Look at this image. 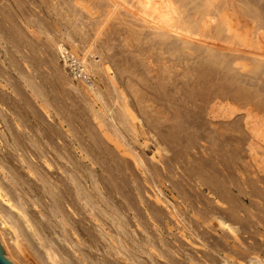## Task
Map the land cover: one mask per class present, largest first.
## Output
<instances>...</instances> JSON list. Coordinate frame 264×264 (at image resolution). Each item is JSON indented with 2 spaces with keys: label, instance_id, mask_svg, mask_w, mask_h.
<instances>
[{
  "label": "bare ground",
  "instance_id": "bare-ground-1",
  "mask_svg": "<svg viewBox=\"0 0 264 264\" xmlns=\"http://www.w3.org/2000/svg\"><path fill=\"white\" fill-rule=\"evenodd\" d=\"M55 5L56 6L54 7L53 11L51 12L54 17L48 23L53 27V29L57 26L56 24H57L58 18L57 19L55 18L57 16L58 17L60 16L62 18L64 17L63 19L67 20L66 26L70 25L71 28L77 29L78 24L76 22L79 20L77 18L80 15L79 13H81L80 16L84 19L87 17L84 14H82V12L85 11L86 13H88L90 15L92 10L95 7H97V8H100L102 10H106V18H108V19L112 18L114 20H117V22L114 20H112V21L114 23L120 22L119 25L122 24V25H125L126 27H128L127 30L124 29L125 31L123 30V32H125L127 34H129V33H131V34L134 33V35L137 34L138 36L136 35V37H139L138 40H140V38H141L142 41H144V42L140 41L139 43H142V45H143V43L147 44L148 50H149V48L152 49V47H153V48H157L160 51L159 52L156 50L159 54L162 51L163 52L161 54L162 56H163V54H164V56L166 54L167 57L166 56L164 57V59L166 58V60L164 62L167 63L168 58H170L171 56H172V58L177 57L176 60L177 59L183 60L185 63H183V61H182V62H180L182 64H179L180 67L181 66L182 67L180 68L177 66L178 68H180L179 71L183 67H185V64H187V66L189 68L190 65H188V64L191 63L192 66L189 68V71H191L192 73L194 72V75H197V76L198 75H204L206 81L202 82V84H201V80L200 79L198 80L196 78H192L193 74L189 75L188 70H187L188 73L185 74V72H183V69H184L183 68L182 71H180V73L182 72L181 74L184 73L185 75L190 76V78L188 76L185 77L186 79L189 78L187 81H185L187 87L189 88V87H192L191 85H194V87L197 86V88H202V87L204 88L205 87L207 90H209V91L211 90L212 91V93H211L212 97L210 100L215 101L216 99H219V102L216 100L217 101L216 103H218L219 108L224 109V115L229 113V115L231 116L232 114H234V112L240 111V110H238V107L240 109V107H242L243 105L246 107L249 106L248 110H246V113L244 114L245 126L247 127V130L249 129L248 132L250 134L249 136L247 135L248 141H250V143L248 144L249 145L248 146L249 151H250V153L257 155V150L259 149L260 153L262 155H264V145H262V144L258 145L257 144V142H256L257 136L254 133L255 132L254 124L256 125L257 123H260V122L264 123V0H58V3ZM35 15H37V14H35ZM47 16H49V15H47ZM12 17L15 19L14 16H12ZM27 17H29V16H27ZM27 17L25 19H27ZM34 17L37 18L36 16H34ZM38 17H40V16H38ZM10 19H11V17H10ZM38 19H41V17L37 18V20L32 19V18H28V20H27L28 22L26 21V23H29L30 27H33L35 29L36 33H38V35L39 34L45 35L46 32H48L49 30L53 33V31L55 29L53 31L51 29H48V26H49V28L51 26L47 24L48 26L46 27L45 21H43V20L41 21ZM58 20H60V19H58ZM89 20H91V19H89ZM42 22H44V23H42ZM59 24H61V22H59ZM97 24H95V25H97ZM101 24H103V23H101ZM98 25H97L96 31L100 30L101 26H102V25H99V26ZM0 27L4 31L5 28H3V26H0ZM64 27L65 26L63 25V28ZM113 27H112V29H113ZM33 28H31V29H33ZM60 28H61V26H60ZM95 28H96V26H95ZM114 28H116V27H114ZM123 28H125V27L123 26ZM110 30L111 29H109V31ZM5 31H7V30H5ZM109 31H107L106 33H108ZM119 31H120V28H119L118 32ZM121 31L118 33V35H120ZM112 32L114 34H116L114 29L112 30ZM123 32L121 33V37H123ZM5 34H7V33H5ZM98 34L99 33H97V35ZM100 34H101V31H100ZM10 36H11V34H10ZM52 36H54V34ZM112 36H114V35H111V37ZM127 36H129V35H127ZM124 37H125V34H124ZM124 37L122 38L123 41H124ZM129 37L131 38V36H129ZM136 37L134 36L133 38H136ZM4 38H6V37H4ZM7 38H6V40L5 39L4 40L7 41ZM19 38H20V36L17 39H19ZM56 38L57 37L55 35V37H53L51 39V41L54 42V46L56 47V49H55L56 56L58 54H61L64 58H68L70 55L65 54L66 49L64 48V44L59 43L60 38L58 41ZM118 38H119V40H121L119 36H118ZM118 38H117V40H118ZM109 39H111V38H109ZM12 40H13V38L11 40L9 39L7 41L8 45H9V43L11 44L12 42H14L15 39L13 41ZM16 40H15V42H16ZM127 40L126 41L128 43L127 42L123 43V41H122V44H124V45H122L121 43L120 44L117 43L118 48H119V45H122V46L128 48V47H130V45L134 44V42L130 41L128 37H127ZM135 40L136 39H134L133 41H135ZM109 41L112 43V46L114 45L113 42H117L115 39H114V41L113 40H107L106 42L109 43ZM136 41H135V44L137 45L138 41H137V43H136ZM17 42H18V40H17ZM139 43L137 46L141 45ZM21 44H20L21 50L18 48L19 44H17L16 46L14 45V46H15V48H18V49H16V51L18 50V53H20L22 55L23 53L19 52V51H23ZM109 44L108 45L106 44L107 48L109 47ZM11 46H13V45H11ZM135 46H134V48H135ZM145 47H144V50H145ZM110 48H114V46L110 47ZM110 48H109V50H110ZM134 48L133 49L129 48V49L134 50ZM138 48L136 47V49L138 51H140L141 50L140 48H142V47L139 48L140 50ZM75 49H78V46L77 47L75 46L72 49L73 53H75ZM114 49H112V50H114ZM9 50H11V49H9ZM135 50H134V52H135ZM119 51L121 52L120 49H118V51H114V53L115 52H116V54L118 53V55L115 54L118 58H119ZM153 51H150L149 53H151ZM10 52H12V51H10ZM141 52H144V51L142 50ZM157 52H153V54L154 53L157 54ZM14 53H9L10 54L9 56H14L13 55ZM124 53H126V51H124ZM128 53L130 54L131 52H128ZM128 53L126 54L127 56H129ZM71 54H72V52H71ZM147 54H148V52H147ZM159 54H158V58H159ZM15 55H16V57L18 56V54H15ZM116 56H114V57H116ZM143 56H145V55H143ZM150 56H148L149 59H150ZM14 57H13V60L15 59ZM110 57H112V53H111ZM18 58H16L17 61L19 59H21V58H19V59ZM156 58L157 57H155V59H154L155 61H156ZM161 58H159L158 61H160ZM10 59L8 58V60H10ZM22 59L24 60V56ZM25 59L27 60L26 57H25ZM33 59H32V61L36 60V59H34V60ZM149 59H147V61ZM151 59H153L152 56H151ZM118 60H121V59H118ZM118 60H116V61H118ZM142 60H143V58H142ZM162 60H163V58H162ZM170 60H175V59L170 58L169 61ZM10 61H12V59ZM147 61H145V63ZM158 61H156V62L158 63ZM19 62H20V60L18 62H15V63L18 64ZM120 62L118 64V66L121 64ZM152 62H153V60H152ZM12 63H14V61L11 62V64ZM25 63H26V61L24 62V64ZM28 63H26V64H28ZM31 63H33V62H31ZM37 63H39V62L37 61ZM142 63L145 65L144 62H142ZM161 63H162V61H161ZM176 63L178 64V62H176ZM176 63L174 65H176ZM153 64H151V65H153ZM158 64L157 65L155 64V65L158 66ZM162 64H164V63H162ZM162 64H160V65H162ZM167 64H168V65H166L167 68H170L168 66L171 65V63L168 62ZM39 65L35 64L34 67L31 66V68H32L31 72L29 70V69H31L30 67L27 69V70H29V72L25 71L27 65L25 66V69L23 68V66H21L23 68L22 69L19 66V64L16 66L14 65L15 66L14 69H16L15 74H18L20 78L16 77L17 79H15V77L11 76V78H9V79L13 78L16 80V81L14 80L15 84H13V85H12V83H14V82H12V80H11V82H12L11 87L8 83V81H9L8 79H7L8 81L6 82L7 84L2 83V79L4 78L3 76H2L3 78L0 80V150L2 152H4V155L2 154L3 155L2 157L0 154V158L4 161V162L3 161L1 162V159H0V174H2V175H0V243L2 245V248L4 249V254L6 255V257H8L14 264H19L14 259V257H16L18 260H22L25 264H127V263H129V264H131V263H133V264H220V263H222V260H223L222 264H248L249 263V262H246V255L247 254L244 257L243 254L237 255V254H234L232 252H227V253L224 252V254L222 255L223 259L221 260V258L215 256L213 253H205L204 252L205 254H200V253H198V251L192 252V251H190V249H187L186 246H184V245H192L191 247L196 249L195 247H193V246H195V243L192 240L188 239V236L186 235L187 233H186L185 229L184 230L182 229L184 226H179V223H178L179 227H176L177 228L176 230H179L177 233H178V237L180 239H177V237H173V235H174L173 233L175 232L174 224L172 223V221L169 218H171L172 220L176 219L174 214L170 213V217L167 216L168 217L167 219H169L170 221L167 220V221H165V223H164V221H162V223H160L161 220H160V222H158V220H156V218L154 217V216L158 215L155 211L156 210L159 211L158 206H157V208L155 206L157 204H161V202L164 203L163 199H161V197L159 196L161 193H159L158 197L156 196L155 203H157V204L155 206L152 205V207L153 206L155 207V209L152 208V210H155V211H153L155 213V215L152 212V215H154L152 217H154L155 219L154 218L152 219L150 216L149 218L152 219V220L149 219L150 221L147 220V217H146V219H143L140 217H139V219L134 218L135 219L134 220L133 218L128 216L129 214L127 215L124 213V212H126V211H124V210H126V209H124L125 203L123 205L124 206V208H123V206L120 203L123 204L124 201L119 203V200H117V199H119V198L121 199V197L124 198V196H126L125 194H126L128 189L125 190V194H121L124 191L120 193L122 196L120 195L121 197L116 199V201H118V202H114L116 196L114 197L113 195H110V196H113V199H114L113 203H112V201L106 203V197H107V195H106V184L105 185L103 184L105 187H102V183H100L101 182L100 180L102 179L101 178L99 180L100 181L99 184L101 186L97 185V188H94V187H96V185H95L93 187V185H94L93 182H96V181H94V178L99 173H97L95 171L96 173L94 174V172L89 168L88 163L90 161H86L87 160L86 157L88 155L86 157H84V156L77 157V155H75L77 152L74 154V151H75L74 149L77 148V145H76V147H73L74 148L73 149L74 151H73L72 147L68 146L69 143L67 144L64 140L61 141L64 138V137H62L63 135H61V134L58 135V133H55V136L61 135L62 139H60V137L59 138L57 137L58 139H60L59 141H61V142H55L56 140H58V139H56V137H55V141L52 138H51L52 140L50 139L51 140L50 141L48 139V138H50V136H49L50 134L47 135L48 138L47 137H44V138L48 139V141H49V144H47L48 141L45 140L46 141L45 143L48 145V147L51 146L56 151H60L61 149L58 150V148H56V146L57 147L59 146V148L61 147L62 149H65L66 154L63 153L64 155H62V154L55 155L56 151H54L55 154L51 153L52 151H50L48 153L47 149H46V151H47L46 152L45 151L46 145L43 141L44 140L43 139V133L45 135V132H42L43 125L46 123V121H45V123H43L42 127H40L39 116L41 114V109L42 110H44V109H46V110L51 109L52 110V107L54 108L55 106L53 105L54 103L51 101L52 100L59 101V98H58V100H56L57 98L53 99L55 97H52V95L51 96L49 95V92H50L49 88H51V86L48 87V92L46 91V89H45L46 85L42 80H47V77L45 75H44L45 79H42L41 78L42 76L40 77V75H42V73L39 72V67H38ZM151 65H149V66H151ZM160 65L157 67V69L159 68V71H160V67H161V70H163L162 69L163 67ZM174 65H172L173 68L176 67ZM186 67H185V69H186ZM164 68H166V67H164ZM167 68L165 70H163L165 72L166 76L169 75V74L167 75V73H169L170 70L171 71L174 70L171 67V69L168 70L169 72L166 73ZM14 69L12 70L13 72H14ZM149 69H150V67H149ZM151 69H153V68H151ZM40 70H41V67H40ZM177 70L178 69L176 68L175 71L177 72ZM1 71H2V68H1ZM8 71H6V72H8ZM16 71H17V73H16ZM150 71L152 72V70H150ZM179 71L177 74L179 76H183V75L179 74ZM148 72H143V73L147 74ZM176 72H173L174 78L178 77V75H177V77L175 76ZM0 73H1V75L3 74L2 72H0ZM161 73H162V71H160V75H161ZM173 73H172V77H173ZM10 74H8V75H10ZM158 74H157V76H158ZM157 76H156V78H157ZM64 77H65V79L70 78L68 76H67V78H66V76H64ZM108 77H109V75H108ZM169 77L170 76H168L167 78H169ZM172 77L169 78V80L172 79ZM183 77H182V79H184ZM160 78L158 77L157 79H159V81L164 80V78H162V77H160ZM174 78H173V80L176 81ZM179 79L182 82L181 78H179ZM195 79H196V81H195ZM67 80H69V79H67ZM71 80H73V78L70 79V81ZM169 80L166 81L167 84H168ZM174 81H172V82H174ZM3 82H5V81H3ZM66 82L67 81L65 80L64 83H66ZM106 82H108V81H106ZM109 82L111 84V81H109ZM114 82L112 80L111 85L116 83V82L115 83ZM176 82H178V81H176ZM187 82L189 85L187 84ZM51 83L53 86L54 83L52 81H51ZM51 83L49 84L47 82V84H49V85H51ZM79 83H81V85L82 84L85 85L86 90L89 89V91H90V89H91V92L92 91L95 92V90H96V89H93L94 88L93 85L90 84L91 80L86 75H82V78H80L78 84ZM66 84H69V81ZM72 84L68 85L69 88H71L70 85H72ZM158 84H160V82ZM158 84L156 86H158ZM167 84L165 83L164 85H167ZM171 84L173 85L174 83H171ZM176 84L179 85L180 82L176 83ZM183 84H184V80H183ZM106 85H107V83H106ZM79 86H76V88ZM169 86H171L170 83H169ZM182 86H179L181 88L180 90L187 88V87H185L182 89ZM6 87L8 89L13 88V93L15 95L13 94L14 96L12 98H15L17 96V98L19 100L17 98L14 100H18V102L15 101V103H14V100L10 97V95H11L10 93L12 92V89H11V92L9 93L7 91ZM72 87L74 89H76L75 86H72ZM80 87H79V89H80ZM172 87H174V86H172ZM158 88H160V87H158ZM53 89H54V87H53ZM79 89L77 90V92L78 91L80 92L81 89L80 90ZM106 89L110 90L109 87ZM161 89H162V87L160 88V90ZM171 89H173V88H171ZM175 89L176 88H174L173 91L172 90L171 91L174 92ZM177 89L179 90V88H177ZM187 89L184 90V93H183L184 95L190 94L191 91L188 90L189 91L188 92ZM4 90H6L9 93V95L7 93H3V92H5ZM165 90L167 91L166 93H168V94H169V92H171L170 90L168 92V89H165ZM193 90L194 89H192V91ZM89 91H86V92H89ZM185 91H187L189 94L186 93ZM86 92H83V93H86ZM148 92L149 91H147V93ZM47 93H48V95H47ZM80 93H78V95ZM112 93L114 94V93H116V91L115 92L113 91ZM118 93H120V92L118 91ZM180 93L176 92V94H178V95H183L182 93L181 94ZM87 94H89V93H87ZM193 94H196V93L193 92L191 95L193 96ZM203 94H205V93H203ZM66 95H69V94L67 93ZM74 95L75 94H73L71 97H73ZM49 96L52 98H49ZM69 96H65V97H69ZM89 96H86L87 99H85L86 97L84 98V96L82 97V99H85V101L83 100L84 102H86L85 106L88 105L87 100H90V98H91ZM94 96L97 97L99 99V101H101L100 94L98 92L97 93L95 92ZM113 96H111V98L109 99V97H110V93H109L108 99L111 101L113 99ZM118 96L121 98V94H119ZM118 96L115 95L114 96L115 100L113 99V101L114 102L119 101L121 103L122 101H120L119 99L116 100L117 98H119ZM95 97H93V98H95ZM176 97H177V95H176ZM206 97H205V100H207ZM75 98H77V96ZM93 98H91V99L93 100ZM97 98H95V100ZM162 98H163V100H165L164 97H162ZM178 98L174 97L176 104H177ZM202 98H203V96H202ZM208 98H210V97H208ZM98 99L96 100V102L98 101ZM153 99H156V98L154 97ZM161 99H158V100H160V104L162 107L163 101ZM168 99H166V100H168ZM63 100L68 101L69 99L66 100L64 98ZM71 100L73 101L74 97ZM92 100L89 102H92ZM95 100H94V102H95ZM205 100H203V102H206ZM76 101H78V99ZM76 101L72 102V104L69 103L71 106H68L69 108L66 110L65 113H68L69 112L68 110L70 109L71 115L75 114L77 109L76 110L73 109V107L75 106L73 104H76ZM110 101H109V103H110ZM179 101H180V99H179ZM79 102L80 101H78V103ZM96 102H95V104H96ZM157 102H159V101H156L155 103H157ZM169 102H171V104H172V99H170ZM34 103L36 105H38L39 108H41L39 111L40 114L36 113L35 109L38 107ZM55 103L58 104L57 102H55ZM62 103L64 104L65 102L63 101ZM109 103H107L108 105L106 104L107 109L110 106ZM207 103H208V101H207ZM59 104L61 105V103H59ZM91 104L93 105V103H91ZM111 104H112V102H111ZM213 104H215V102ZM58 105H56V106H58ZM92 105H88V106H90L89 109L91 110V108H92V110L94 112L95 108H93ZM179 105L181 106V104H179ZM35 106H36V108H35ZM65 106L66 107L64 109L67 108V105H65ZM163 106L168 107L169 105L165 106L163 104ZM174 106L177 107L176 105H174ZM180 106H179V108L182 109V107H180ZM61 107H62V105H61ZM70 107L73 109L74 113L72 112ZM161 107H160V109H161ZM164 107H162V109H163L162 111L165 110L164 112H166V109ZM186 107L184 108V106H183L182 111L180 109H178V112L177 111H176V113L174 112L175 114L173 115L174 117H176L175 120L178 122L177 124H175V126H178V128H180L179 126H182V127H184L182 129L186 130V131H182V135H179L180 140H179V137L177 138V135L173 136V137H176L178 142H181V140H183V139H186V140L188 139V140H191V143H192L196 139L197 140L201 139V141L203 139L204 141H207V143L210 142V144H213V143L216 144L217 147L215 145L214 146L216 148L220 147V149H221V145L223 146L226 143L229 146H231L232 150L228 149L229 151L233 152L231 156L234 158L235 155H238L237 158L239 157V155L241 154L240 152H242L243 149H241L240 147H239L240 149H237L238 147H236V146H235L236 148L235 147L232 148V145H233L232 143L236 142L238 144L240 142H243V139H240L239 141L234 140V139H231L230 137L220 135L218 130L217 131H215V130L210 131L209 129H207V127L212 126V125H207V127H205L206 128L205 131H207V132L200 131L197 134L195 131L194 132L189 131L190 128H192L194 126L195 127L196 126H202V125L205 126V124H203L204 122H206V121L209 122V120H211V119L220 117L222 114L217 112V106H215V107L213 106V108L211 107L212 109H209L211 111L210 112L207 111L208 112L207 114L204 111L205 115L207 117L209 115L210 118L205 119V115L202 116V113H203L202 112L201 117H200L201 118L200 121L198 120L200 118L197 119L196 114L194 116V111H191L190 108L187 109ZM78 108H80V107H78ZM38 109H36V110H38ZM61 109H63V108H61ZM97 109H100V108L97 107ZM97 109L95 110L96 112H99L101 110L100 109L97 111ZM111 109H112V107L110 108V110ZM175 110H177V109H175ZM175 110H173V111H175ZM86 112H87V110H86ZM126 112H127V110H126ZM58 113L60 114V112H58ZM58 113H56V114H58ZM47 114H45V115H47ZM59 114H58V116L57 115L56 116L61 117L62 115H59ZM123 114H125V113H123ZM123 114H122V116L120 115L122 119L130 120L128 118L127 114H125V116ZM158 114H155V115L152 114L154 119L156 118V116L158 118ZM172 114L173 113H171V115ZM43 115H42V118L44 117ZM50 115H51V113H50ZM69 115L70 114H68L67 116H69ZM71 115H70L69 120H71L73 117V116L71 117ZM149 115H148V117L146 115V117L143 118L142 121L145 120L146 118L149 119L150 118ZM67 116L66 117L62 116L61 118L64 119V118H67ZM100 116H102V115H100ZM120 116L117 118H120ZM55 117L52 119H56ZM136 117H138V115ZM174 117H172V119ZM225 117H227V116H225ZM27 118H28V120H27ZM30 118H33V120H34V121H32V123L35 122V123H33L34 125L31 123L33 126H35L34 128H32V126H29L30 125L29 123L31 120ZM75 118H76L75 120H78L77 117H75ZM97 118H99V117H97ZM113 118H114V116H113ZM103 119H104L103 123L105 125L106 119L105 118H103ZM148 119H146L145 121L149 122ZM150 119H152V117ZM154 119L151 120L152 122L151 121L150 122L154 123L153 122ZM160 119H162V118H160ZM168 119H170V118H168ZM49 120H50V118L48 119V121ZM57 122L55 121L56 125H58V123H59V122L58 123ZM61 122H62V124L64 123L63 121H61ZM70 122L68 121V123H70ZM73 122H74V120H73ZM73 122H71V123H73ZM120 122H121V120H120ZM125 122H126V120H125ZM129 122L130 121H127L126 125H129L131 123V122L130 123ZM76 123H77V121H76ZM141 123H144V122H141ZM157 123H159V122H157ZM124 124L125 123H123L122 128H120L121 130L126 126ZM236 124H237V122H236ZM70 125L73 126V124H70ZM70 125H68V126L71 127V129H72V126H70ZM106 125L109 126V124H106ZM123 125H124V127H123ZM142 125H145V124H142ZM150 125H151V127L153 125L154 126L156 125V127H157V124H153V125L150 124ZM171 125H172V123H171ZM45 126H46V124H45ZM154 126H153V128H156ZM234 126H236L235 123H234ZM109 127H111V126H109ZM119 127H118V129H119ZM73 128H75V124H74ZM132 128H134V127H132ZM75 129H76L75 133H74L75 136L72 134L73 137H76V131H77V135H79L78 131H80V130L77 127ZM169 129H170V127H169ZM215 129H218V128H215ZM72 130H70L71 133H72ZM109 130H111V131L113 130L112 132H115L114 131L115 129H113V127H112V129L109 128ZM176 130H177V128H176ZM179 130H177V131H179ZM201 130H203V129H201ZM208 130L210 132H208ZM238 130L239 129H237V131ZM43 131H44V129H43ZM47 131H48L47 133H49L51 130L50 131L47 130ZM52 131H53V129H52ZM54 132H57V131L55 130V131H53V133ZM173 132H175V130L174 131L172 130V132L170 134L172 135ZM116 133H118V130L116 131ZM119 133H124V132H119ZM129 133H127V134H129ZM131 133H133V131ZM81 134L82 133L80 132V135ZM175 134H179V133L177 132ZM95 135H98V134H95ZM130 135L133 136L134 134H130ZM181 136L183 139H181ZM95 137L97 138V136H95ZM135 137H136V134H135ZM166 137H167V135H166ZM79 138L78 139L80 141L84 140V138L83 139L81 137H79ZM98 138H100V137L98 136ZM167 138L169 139V137H167ZM171 138H172V136H171ZM249 138H251V139H249ZM134 139L138 140L136 138H134ZM205 139H207V140H205ZM79 140H78V142H79ZM98 140L96 142L100 143L101 141L98 142ZM173 140H175V138H173ZM177 140H176L175 144H178ZM70 141H72V140H69V142ZM168 141H170V140H168ZM83 142L78 143V145L82 143V145H81L82 147H84L83 145H86L87 148H89L88 146L91 143L84 142V143H89L87 145V144H84ZM73 143H74V141H73ZM76 143H77V141H76ZM182 144H184L183 141H182ZM193 144H194V142H193ZM91 145L93 146V144H91ZM95 145H97V144H95ZM238 145H244V144L240 143ZM53 146H55V147H53ZM211 146L209 148H211ZM227 146L224 148H227ZM95 147L96 146H94L93 151H96L95 153L98 154V151L95 150ZM129 147H132V146H129ZM49 149H50V147H49ZM82 149L84 151V148H82ZM90 149H91V147L89 148V150ZM133 149H135V148H133ZM162 149H160V150H162ZM220 149H218V150H220ZM91 150L89 152H91ZM224 150L226 151L227 149H224ZM224 150L221 149L220 152H222ZM245 150H246V148L243 151H245ZM80 151H82V150H80ZM85 151H88V150L85 148ZM183 152H185V151H183ZM209 152H210V150H209ZM231 152H229V153H231ZM61 153H62V151H61ZM86 153L87 152H84V155ZM222 153H224V152H222ZM233 154H234V156H233ZM101 155L102 154H100V157H101ZM184 155H185V153H184ZM95 157L96 156H94V158ZM134 158L138 159L136 157H134ZM92 159H93V157H92ZM186 159H188V155L186 156ZM16 160L18 163H20V165L15 164ZM96 160H97V158H96ZM96 160H94V162ZM91 161H93V160H91ZM94 162H93V164L95 165L96 162L95 163ZM140 162H141V160H140ZM5 163H6V165H9L8 168H6L7 166L5 165ZM136 163H139V162H136ZM136 163H134V164H136ZM200 163H202V162H200ZM93 164L91 163L92 166H93ZM191 165L194 166L192 163H191ZM191 165H189L187 163V167L191 166ZM5 169L7 171H10V173L12 174L13 182L15 181L16 184L20 185V186H24V185L26 186V188L24 187V189H23L24 191H22L25 195L23 193L22 194L17 193V189H19V188L16 187L17 189H15V187L12 188L13 185H10V184L7 185L5 180L9 181L11 178L8 179V177L6 176L7 173H5L7 171H4ZM92 169H93V167H92ZM121 171H118V172H121ZM124 171H123V173H124ZM196 171H197V169H196ZM196 171L194 170L192 172H196ZM198 171H199V169H198ZM216 171H218V170H216ZM216 171H213V172L216 173ZM200 172L198 174H201ZM203 172L206 173V171L202 170V173ZM111 173L113 174V172H111ZM111 173H108V175L112 176ZM116 173H115V175L113 174L115 176V178H116V175L118 174V173L117 174ZM194 174L192 173L193 176H195ZM208 174H210V173H208ZM217 174H216V176H213V177L218 178V176L220 174L219 175H217ZM133 175L134 174H132V178L135 179V177H133ZM204 175L205 174H203V176ZM213 175H215V174L213 173ZM117 176H119V175H117ZM125 176H126V174H125ZM203 176L201 174V177L199 176L198 179L200 178L202 180ZM97 178H99V177H97ZM110 178H112V177H110ZM217 178H216V180H218ZM117 179H119V177ZM115 180H113V182ZM103 181L104 180H102V182ZM138 181H139V179H138ZM138 181H137V183L139 185ZM249 181H252V180L249 179ZM10 182L12 183V181H10ZM108 182H109V180H108ZM119 182L120 181H117V183H116V181H115L113 183V184H115V187H116V185L118 186L121 184V183L118 184ZM121 182H122V180H121ZM206 182H208V181H206ZM253 182H254V180H253ZM253 182H251V183H253ZM260 182L263 183L264 180L262 179V181H260ZM256 183H257V181H256ZM254 186H257V185H254ZM115 187H113V188H115ZM139 188H141V187H139ZM139 188L136 189V191H139ZM209 188H211V187H209ZM140 190L142 191V189H140ZM19 191H21V190H19ZM141 191L139 193H141ZM130 192H131V190L129 191V193L127 192V194L133 195L132 194L133 192L132 193H130ZM147 193H148V191H147ZM145 194L146 193H144L143 195L146 197L147 194L146 195ZM185 195H187V191H186ZM218 195H220V194H218ZM25 196L29 197L31 199L30 201H32L33 203L29 204V200ZM148 196H151V195H147V197ZM163 196H165V195H163ZM33 197H35V199H37V201L34 200ZM127 197H128L127 198V200H128L129 196H127ZM110 198H112V197H110ZM110 198L108 197V199H110ZM151 198H153V197H151ZM185 198H186V196H185ZM200 198H198L199 200H197V198H196V200L201 202L202 198H201V200H200ZM188 199H190L189 196H188ZM188 199H187V202H188ZM124 200H125V198H124ZM219 200H221V199L218 198V201ZM129 201H132V200L130 199ZM144 202L145 201H143V203ZM204 202H205V200H204ZM126 203L128 204L129 202L127 201ZM191 203H193V202H191ZM195 203H197V202H195ZM195 203H193V204H195ZM205 203H206V207H208L207 206L208 203L207 202H205ZM147 204H150V203L148 202ZM147 204H145V205H147ZM169 204H171V203H169ZM130 205L133 207V202L132 203L130 202L128 206H130ZM212 205L214 206V204H212ZM217 205H218V203H217ZM187 206H189V204ZM132 207H130V208L133 210ZM146 207H148V206H146ZM146 207H145V209H146ZM150 207H148L147 209L151 210ZM170 207H171V205H170ZM203 207H204V205H203ZM214 207H216V206H214ZM38 208L40 209V212H38V210H37V213H39V214L42 213L41 217L43 216V220L41 218H39V216L36 213V209H38ZM161 208H163V207H161ZM209 208H211V207H209ZM159 209H160V207H159ZM164 209H166V207L163 208L162 210H164ZM167 209H169V208H167ZM207 209L208 208H206L205 210H207ZM135 210L140 212L138 209H135ZM143 210H144V207H143ZM150 210H149V212H150ZM186 210H187V207H186ZM192 210H194V208ZM212 210H210V211H212ZM190 211H191V209H190ZM133 212H135V211H133ZM146 212L148 213V210ZM146 212H144V215ZM160 213H161V211H160ZM150 214H151V212H150ZM150 214H148V216ZM144 215H141V216L144 217ZM166 215H167V213H166ZM168 215H169V213H168ZM133 216L135 217V215H133ZM137 216H138V213H137ZM162 218H163V216H162ZM88 223H89V225L90 224L92 225V226L91 225L90 226L93 229L94 228L95 229L93 230L90 227L87 228L89 226ZM86 224H87V227L84 228V226ZM83 229H86V231L84 230V232H86V234L83 232ZM91 230H93V231H91ZM56 234L57 235L59 234L58 238L60 237V234H61L64 240H61V241H58V239L56 240V238H55ZM86 236H87V238H86ZM11 242H12V244H11ZM87 242H89L90 244ZM86 243L89 244V246L85 245ZM91 249H95L96 251H99L101 253L99 258H97L96 256H94L91 253L92 252ZM24 251H27V252L24 253ZM252 253L256 256H254L255 257L254 259H252V257H251L250 260L251 261L255 260V262L256 261L258 262L259 261L258 258H260L259 257L260 253L259 254L254 253V252H252ZM107 254L111 255V257L113 259L112 260L108 259V258H110V256L108 258H106ZM247 257H249V255H247ZM218 258L220 259L221 262H219ZM237 261H239V262H237ZM252 264H255V263H252Z\"/></svg>",
  "mask_w": 264,
  "mask_h": 264
},
{
  "label": "rangeland",
  "instance_id": "rangeland-1",
  "mask_svg": "<svg viewBox=\"0 0 264 264\" xmlns=\"http://www.w3.org/2000/svg\"><path fill=\"white\" fill-rule=\"evenodd\" d=\"M57 3H58V0H0V21H1L0 26H3V28H5L3 31L0 27V72H2L4 74V75L3 74L1 75V73H0V80L4 77L2 79V83H5V84H7L6 82L9 80L10 82L8 81V83L11 87V83L14 82V83H12V85L15 84V81H16L15 79H17L16 77H19L18 74H15L16 69H14V68L16 65L19 64V66L20 67L23 66L24 69H25V66L27 65L25 71L29 72V70H30V72H31L32 71L31 66L34 67L35 64L36 65L40 64L41 66L40 65L38 66L39 72L42 73V75H40V77L42 76L41 77L42 79H45L44 78L45 76L47 77V80H42L46 85V87H45L46 91L48 92V87L51 86V88H49V90H50L49 95L50 96L52 95V97H55L53 99L57 98L56 100H58V98H59V101H60L59 102V101H55V100L51 99L52 100L51 102H53L54 103L53 105L55 106L54 108L52 107V110L51 109L42 110L41 108L38 107V105H36L34 103L39 108L38 109L35 106V108L38 109V110L35 109L36 113L40 114L39 111L41 109V114L39 116V119L41 122V123L39 122L40 127H42L43 123H45V121H46V123H45L46 126L44 124L43 128H42V132H45V135L43 133L44 143L46 141H48V139L50 140L51 138L55 141V137H56V139H58L59 137H60V139H62L61 135H63L62 137H64V138L61 141L64 140L67 144L69 143L68 146L72 147V150L74 149L73 147H76V145H77L78 149L75 148L74 149L75 151L73 150L74 154L77 152L75 154V155H77V157H80V156L86 157L88 155L86 157L87 158L86 161H90L92 164H93L94 160H96V158H97V160L95 161L96 162L95 165L93 164V166H92L91 163L89 162L88 166L94 172V174L96 172L99 173L94 178V181H96V182H93V184H94L93 187L95 185H96V187H94V188H97V185L101 186L99 184L100 181H101L100 183H102V187H105L104 185L106 184V195H107L106 203L111 202V201L113 203V200H114L113 196L114 197L116 196L114 202H118V201H116V199L121 197L122 196L121 194H125V190L128 189L127 190L128 193L131 190L130 193L133 192L132 193L133 195H129L126 192V194H125L126 196L123 195L125 200L123 197H121V199L120 198L117 199V200H119V203L124 201L123 204L120 203L122 206L125 203V205H124L125 208H124V206H123V208L126 209L124 211H126L127 213L126 212H124V213L127 215L129 214L128 216L133 218V219L134 218L139 219V217L146 219V217H147V220L150 221L155 217L156 220H158V222H160V220H161L160 223H162V221H164V223H165V221L171 220L172 223L174 224V230H175V232L173 233L174 235L173 234L172 235H173V237H177V239H180V238L178 237V233H177L179 230H176L177 229L176 227L184 226L182 229L183 230L185 229V231L187 233L186 235L188 236V239L192 240L195 243V246H193V247H195L196 249L192 248L191 247L192 245H184V246H186L187 249H190V251H192V252L198 251V253H200V254L213 253L215 256L221 258V260L223 259L222 255L224 254V252L225 253L232 252V253L237 254V255L243 254L244 257L247 254V255H249V257H247V255H246V262H249L248 264H252V263L264 264V182L263 183L260 182V181H262V179L264 180V155H262L260 153L259 149L257 150V155L252 154L249 151V147H248L249 145L248 144L250 143V141H248V136L250 134L248 132L249 129L247 130V127L245 126V121H244L245 120L244 114L246 113V110H248L249 106L246 107L243 105L242 107H240V109L238 107V110H240V111L234 112V114H232L231 116L229 115V113L224 115V109L219 108L218 103H216L217 101L219 102V99H216L217 101L216 100L215 101L210 100L212 97V95H211L212 91L211 90L209 91L205 87L204 88L203 87L197 88V86L194 87V85H191L192 87H189L190 89L187 87L185 81H187L190 78L189 75H191V74H193L192 78H196L198 80L200 79L201 84H202V82L206 81L204 75H198L197 76V75H194V72L192 73L191 71H189V68L192 66L191 63L188 64V65H190L189 68H188L187 64H185V67L187 66L186 69H185V67H183L185 70L182 68L183 72H185V74L189 72V75H185L184 73L181 74L182 72L180 73V71H182V69L180 71H179V69L182 66L180 67L179 64H182L180 62H182L183 60H181V59L176 60L177 57L176 58L173 57L175 60H170V61H169L170 58L173 59L172 56L170 58H168L167 61L169 63H171V65L168 66L170 68H167L166 65H168L167 64L168 62L167 63L164 62L166 60V58L164 59L166 54H165V56H164V54L162 56L161 54L163 52L161 51V53L159 54L157 52L159 50L157 48H153V47H152V49L149 48V50H148L147 44L143 43V45H142V43H139L140 41L141 42H144V41H142L141 38H140V40H138L139 37H136L137 34H135V35H134V33L127 34V33L123 32V30L124 29L127 30L128 27H126L125 25H122V24L119 25L120 22L116 23L117 20H114L112 18H110V19L106 18V10H102L100 8L95 7L92 10L90 15L83 10L84 12H82V14H84L88 19L87 18L83 19L80 16L81 13H79L80 15L77 17L79 20L76 22L78 24L77 29L71 28L70 25L66 26L67 20L66 19L64 20L63 19L64 17L62 18L59 16L60 17L59 18L57 16L55 18L56 19L58 18L61 21L57 19V24H56L57 26L54 28L55 29L54 30L53 27L48 23L54 17L51 12L53 11L54 7L56 6L55 4H57ZM35 14H37V15H35ZM47 15H49V16H47ZM12 16H14L15 19ZM27 16H29V17H27ZM34 16H36L37 18L41 17V19H38V20L45 21L46 27L48 25H50L52 28L51 27L49 28V26H48V29H51L52 31L54 30L55 32L53 31V33H52L49 30L50 32L49 31L46 32V34L48 33L47 35L46 34L45 35L44 34L38 35V33H36L35 29L33 27H30L29 23H26L28 18H32V19L37 20V18H35ZM38 16H40V17H38ZM10 17H11V19H10ZM26 17H27V19H25ZM89 19H91V20H89ZM112 20H114L116 22L114 23ZM58 21L61 22L62 25L59 24ZM100 22L103 24H101ZM42 23H44V22H42ZM97 23L99 25H102L101 29L98 31H96L97 25H98ZM95 24H97V25H95ZM63 25L66 28L65 27L63 28ZM60 26H61V28H60ZM95 26H96V28H95ZM113 26L116 28H114ZM123 26L125 28H123ZM112 27H113L116 34H114L112 32V30H113ZM31 28H33V29H31ZM119 28H120V31L122 30L121 33L123 32V37L125 34L126 38L124 37V41L122 39L123 37H121V33H120V35H118V33L120 32V31L118 32ZM109 29H111V30L109 31ZM5 30H7V31H5ZM100 31H101V34H100ZM107 31H109L108 32L109 34L106 33ZM5 33H7V34H5ZM97 33H99V34L97 35ZM10 34H11V36H10ZM53 34H54V36H52ZM126 34L131 36V38L129 36H127ZM2 35L6 38L10 37L9 38L10 40L12 38H13V40L14 39L16 40L20 36V38L17 39L19 43L17 42V40H16V42L14 40V42H12L11 44L9 43V45H10L9 46L7 43V41L9 39L7 38V41H5L6 38H4ZM55 35L57 37L56 38L57 41L60 38L61 41L59 40V43L64 44V48L66 49L65 54L70 55L68 58H64L61 54H58L57 55L58 57L56 56V54H55L56 47L54 46V42L51 41V39L53 37H55ZM111 35H114L115 37L114 36L111 37ZM118 36L120 37L121 40H119ZM134 36L136 38H133ZM127 37L129 38L130 41L134 42V44H135V41L137 40L138 43L141 45L137 46L138 43L136 41V43H137V45L135 44L136 46L134 44L130 45L131 43L129 44L130 47H128V48L122 46V45H124V44H122V41H123V43L128 41ZM109 38H111V39H109ZM117 38L119 41L117 40ZM114 39L117 42H113ZM134 39H136V40L133 41ZM107 40H113L112 42L114 44L113 46L115 49L110 48V47H113L112 43L109 41V43H110L109 44L108 42H106ZM117 43H119V44L121 43L122 45L118 44L119 45V48H118ZM17 44H19L18 45L19 49L21 48L20 44L22 45L23 51H19V52L23 53L22 55L20 53H18V50L16 51V49H18V48H15V46ZM106 44L107 45L109 44L108 48L106 47L107 46ZM11 45H13V46L15 45V46L13 47ZM133 45L135 46V48ZM75 46L76 47L78 46V49H75V53H73L72 49ZM116 47L118 49H120L122 52L121 53L119 51V58L116 56V55H118V53L117 54H116V52L114 53V51H118V49ZM132 47L134 48V50L136 49V47L137 48L142 47L143 49L140 48L141 49L140 50L138 48L140 51H138L136 49L134 52V50L129 49V48L133 49ZM144 47H145V50H144ZM109 48H110V50H109ZM9 49H11V50H9ZM112 49H114V50H112ZM142 50L144 52H141ZM10 51H12V52H10ZM13 51L14 52L16 51L17 53L16 52L14 53ZM124 51H126V53H124ZM150 51L157 52V54L154 53L156 56L153 54V52H151L152 54L149 53ZM71 52H72V54H71ZM128 52H131V53L133 52V53L129 54ZM147 52L149 55L147 54ZM9 53H14L13 55L15 57L9 56L10 55ZM111 53H112L113 58L110 57ZM127 53L129 54V56L126 55ZM15 54H18V56L16 57ZM142 54L145 56H143ZM158 54H159V58L162 57L163 60L161 58L160 61H158V59H159ZM150 55L152 56L153 59H151ZM23 56H24V60L22 59ZM114 56H116V57H114ZM148 56H150V59ZM13 57L15 58L14 60H13ZM18 57L21 59H19ZM25 57L27 58V60L25 59ZM141 57L143 58V60ZM155 57H157L156 61H158L159 64L154 60ZM8 58L9 59L11 58L12 61H10L11 59L8 60ZM16 58H18L20 60V62L18 64L15 63V62L19 61V60L17 61ZM33 58L36 60H34ZM32 59L34 61H32ZM118 59H121V60H118ZM147 59H149V60L147 61ZM29 60L33 63H31ZM116 60H118V61H116ZM152 60H153V62H152ZM13 61H14V63H12L13 64L12 65L11 62H13ZM25 61H26V63H28V62L29 63L24 64ZM37 61L39 63H37ZM145 61H147V62L145 63ZM161 61H162V63H164V64L166 63V64L165 65L162 64ZM119 62L121 64L118 66ZM142 62H144L145 65ZM176 62H178V64ZM175 63H176V65H174ZM183 63H185V62L183 61ZM151 64H153V65H151ZM155 64L156 65L158 64V66L160 64H162L160 66L163 67L162 68L163 70H165L167 68L166 73L169 72L168 70H170L171 67L173 68L172 65L176 66L175 68H173L174 69L173 71L170 70V72L167 73V75L169 74L168 76H170L169 78L172 77L173 72H176L175 71L176 68L178 70L175 73L176 74L175 76L177 77V75H178L177 73L179 71V74L183 75L184 77L178 75L177 78H174V73H173L172 79L169 80V78H167L168 76H166L165 72L163 70H161V67H160V71H162V73L160 75L159 68L157 69L158 66H156ZM149 65H151L152 67ZM177 66L180 68H178ZM29 67L31 69L27 70ZM40 67H41V70H40ZM149 67H150V69H149ZM164 67H166V68H164ZM1 68H2V71H1ZM151 68H153L154 70ZM13 69H14V72L12 71ZM150 70H152L153 73ZM187 70H188V72H187ZM6 71H8V72H6ZM143 72H148V73L146 74ZM16 73H17V71H16ZM8 74H10V75H8ZM157 74H158V76H157ZM82 75L88 76V78L91 80L90 84L93 85V87H94L93 89H96L95 92L96 93L98 92L100 94L101 101H99V99L94 96L95 95L94 91L91 92V89H90V91H89V89L86 90L85 85H83V84L81 85V83L78 84L80 78H82ZM108 75H109V77H108ZM11 76L15 77V79H13V78L9 79V78H11ZM64 76H66V78H67V76L70 77V78H67L69 80L65 79ZM156 76H157V78L158 77L164 78L165 81L164 80L161 81L162 80L161 78H160L161 80L159 81V79H157ZM187 76L189 78L186 79L185 77H187ZM182 77L184 79H182ZM72 78H73V80H71L72 81L71 82L70 79H72ZM173 78L178 82L174 81ZM179 78H181L182 82L180 81ZM196 79H195V81H196ZM11 80H12V82H11ZM65 80L67 82L69 81V84L73 83L72 85H70L71 88H69V86H68L69 84H66L67 82L64 83ZM112 80H113V82L114 81L116 82V83L114 82L115 83V84H113L114 86L111 85ZM167 80H169L168 84L166 82ZM183 80H184V84H183ZM3 81H5V82H3ZM51 81L54 83L53 86H52ZM106 81H108V82H106ZM109 81H111V84ZM172 81H174V82H172ZM47 82L49 84L51 83V85L47 84ZM159 82H160V84H158ZM164 82L167 85H164L165 84ZM179 82H180V84L177 85L176 83H179ZM106 83H107V85H106ZM169 83L171 86H169ZM171 83H174V84L172 85ZM157 84H158V86H156ZM187 84H188V82H187ZM79 85L81 87L82 86L83 87L81 88ZM72 86H75V88H76V86H79L81 90L79 89V87L74 89ZM172 86H174V87H172ZM179 86H182V89L187 87L188 89L187 88H185V89H187V91L190 90L191 92H190V94L188 93L189 91L188 92L185 91V92L188 93L190 96L187 94L184 95L183 93H184L185 89L180 90L181 88ZM53 87H54V89H53ZM108 87L110 88V90L106 89ZM158 87H160V88L162 87V89L164 91L162 89H161L162 90L161 91L160 88H158ZM115 88L120 93H118V91ZM171 88H173V89L179 88V90L175 89V91L172 92L173 89H171ZM191 88L194 90L192 91ZM11 89H12V92H11ZM11 89L7 88V91L9 93L11 92L10 94L12 96L10 95V97L12 98L15 94L13 93V88H11ZM78 89L80 90L81 93L79 91L77 92ZM165 89H168V92H169V90L170 91L172 90V91L169 92V94H168V93H166L167 91ZM112 90L114 92L116 91V93L113 94ZM4 91L5 92H3V91L2 92L7 93L9 95V93L6 90H4ZM86 91H89V92H86ZM147 91H149V92L151 91V92L147 93ZM83 92H86V93H83ZM176 92L177 93L181 92L183 95H178V94H176ZM193 92L196 94H193V96H192L191 94ZM67 93L69 95L71 93L72 94L69 96V95H66ZM78 93H80V94L78 95ZM87 93H89V94H87ZM109 93H110L109 99L113 95L118 96L119 94H121V98L118 96L119 98H117L116 100L119 99L122 102L121 103L119 101L114 102L113 101L114 96H113V99L110 101L108 99ZM203 93H205V94H203ZM73 94H75V95L73 96L74 100L72 101L71 99H73V97H71V96ZM47 95H48V93H47ZM176 95H177V97H176ZM50 96H49V98H52ZM65 96H69V97H65ZM76 96H77V98H75ZM83 96H84V98L86 96H89L91 98L95 97L98 99L97 102H96L97 99L95 100V98H93V100L91 98H90V100H87L88 105H92L91 103H93L92 106H93V108H95L94 112H93L92 108H91V110L89 109L90 106L86 105L88 108L85 106L86 102H84V101H85V99H87V97L85 99H82ZM202 96H203V98H202ZM154 97L156 99H153ZM160 97L161 98L164 97L165 100H163V98L161 99ZM174 97L175 98L179 97L177 104L175 103ZM205 97L207 100H205ZM208 97H210V98H208ZM16 98H17V96L15 98H12V99L14 100ZM64 98L66 100H68V99L69 100L65 101V100H63ZM157 98L161 99L165 106L169 105L168 107H164L162 104V107H164L166 109V112H164L165 110L162 111L163 109L161 107L160 100H158ZM77 99H78V101H80L79 103H78V101H76ZM166 99H168V100H166ZM170 99H172V104H171V102H169ZM179 99H180V101H179ZM18 100H14V103H15V101L18 102ZM62 100L66 103V104L65 103L64 104L67 105L66 109H64L66 106L62 103L63 102ZM91 100H92V102H89ZM94 100H95L96 104H95ZM203 100H205L206 102H203ZM54 101L57 102L58 104L61 103L62 107L60 104L58 105ZM71 101L72 102L76 101V104H73V105H75L74 106L75 108L72 106L74 110L77 109L75 112L76 115L73 114L74 112H73V109L71 107L70 108L73 112L72 113L73 115H71L70 109L68 110L69 112L67 111L68 113H65L66 110L69 108L68 106H71L70 105V104H72ZM109 101H110V103H109ZM156 101H159V102L155 103ZM207 101H208V103H207ZM111 102H112V104H111ZM214 102H215V104H213ZM107 103H109L110 106L112 107L111 110H110V108H111L110 106L108 109L106 108ZM55 104L58 105L59 107L56 106ZM173 104L176 105L177 107H175ZM179 104H181V106ZM179 106L182 107V109L179 108ZM183 106H184V108L187 106L186 107L187 109L190 108L191 111H194V116L196 114L197 119L201 117L202 112H203L202 116H204L205 112L207 114L208 112L211 111L209 109H212L213 106L214 107L217 106V112L222 114L220 117L211 119L212 121L209 120V122H207V121L204 122L203 124H205V126L202 125L203 127L202 126H196V127L194 126V127L190 128L189 131H192V132L195 131L198 134L200 131H205L206 130L205 127H207V125H212V126L207 127V129H209L210 131H212V130L217 131L218 130L220 135L230 137L231 139H234V140L239 141L240 139H243V142H240V143L244 144V145H238L240 143L237 144L236 142H233L232 148H234L236 146V147H238L237 149L241 148L244 150L246 148V150L245 151L242 150V152H240L241 156L239 155L238 158H237L238 155H235V157L233 158L231 156L233 152L229 151V150H232L231 146H229L226 143L223 146L221 145V149L222 150H224V149L228 150L229 149L228 151L231 153H229L227 150L222 151V152H224V153H222V152H220V150H221L220 147L216 148L217 147L216 144H214V143L210 144V142L207 143V141H204L203 139H202V141H201V139H198V140L196 139L195 141H193L195 144L194 145L193 142L191 143V140L183 139L181 136V139H183V140H181V142H178L176 137H173V136L177 135V138L179 137V140H180L179 135H182V131H186V130H183L182 128H184V127H182V126H179L180 128H178V126H175V124H177L178 122L175 120L176 117H174L173 115L176 113V111L178 112V109H180L182 111ZM78 107H80V108H78ZM97 107L100 108L101 110L97 109ZM160 107H161V109H160ZM61 108H63L64 110ZM174 108L177 110H175ZM85 109L87 110V112ZM96 109H97V111L98 110H100V111L96 112L95 111ZM126 110H127V112H126ZM173 110H175V111H173ZM52 111L53 112L55 111L54 112L55 114ZM58 112H60V114ZM50 113H51V115H50ZM56 113H58L59 115H62L63 117H66L68 114H70L71 117L72 116L73 117L71 120H69L70 119V115H69V116H67V118L63 119V118H61L62 116L57 117L58 114H56ZM123 113L128 115V118L130 120H127V119H125V120H126V122L127 121L131 122V123L129 122L130 126L126 125L125 120L121 118ZM171 113H173V114L171 115ZM45 114H47V115H45ZM125 114H123V115L125 116ZM152 114L153 115L158 114V118L156 116V118L154 119ZM42 115L44 116L43 117L44 119L42 118ZM100 115H102V116H100ZM137 115H138V117H136ZM146 115H147V117H148V115L150 118L152 117V119L149 118L150 120L148 118H146V119H148L149 122L154 119V121H153L154 123H151L152 121L149 123V122L145 121L146 119L142 121V119L145 118ZM113 116H114V118H113ZM119 116H120V118H117ZM225 116H227V117H225ZM54 117L56 119H52ZM75 117H77L78 120H75L76 119ZM97 117H99V118H97ZM102 117L106 119L105 125L103 123L104 119ZM172 117H174V118L172 119ZM49 118H50V120L48 121ZM160 118H162V119H160ZM168 118H170L171 120ZM206 118H210L209 115H208V117L205 115V119ZM30 119H29L30 120L29 126H32V128H34L35 126H33L34 125L33 123H35V122L32 123V121H34V120H33V118H30ZM27 120H28V118H27ZM73 120L75 123L73 122ZM120 120L122 123L120 122ZM198 120L200 121L201 118ZM55 121L59 122V123L57 122L58 125H56ZM61 121H63L64 123L62 124ZM68 121L69 122L71 121L73 123H71V122L68 123ZM76 121H77V123H76ZM141 122H144V123H141ZM157 122H159V123H157ZM236 122H237V124H236ZM65 123L66 124L68 123V124L66 125ZM123 123H125L124 125H126L125 126L126 128L123 125L124 128L121 130L120 128H122ZM171 123H172V125H171ZM234 123L236 126H234ZM70 124H73V126ZM74 124H75V128L77 127L80 130V131H78L79 135H77V131H76V137H73L75 130H76L75 128H73ZM106 124H109V126H111V127H109ZM142 124H145V125H142ZM150 124H152V125L157 124V127H156V125L155 126L153 125L154 127H156V128H153V126L151 127ZM263 124L264 123H261V122L257 123L256 125L254 124V129H255L254 133L257 136L256 142L258 145H260V144L264 145V125ZM68 125L72 126V129L74 131ZM131 126L134 128H132ZM168 126L170 127V129ZM112 127H113V129H115L114 130L115 132H112L113 130L112 131L109 130V128L112 129ZM118 127L120 130L118 129ZM128 127L129 128L131 127V128L129 129ZM176 128H177V130L180 129L179 131L181 133L179 131H177ZM200 128L203 130H201ZM215 128H218V129H215ZM43 129H44V131H43ZM52 129H53V131L56 130L57 132L53 133ZM69 129L72 130V133ZM116 129L118 130V133H116V131H117ZM237 129H239V130L237 131ZM47 130H49V131L51 130V131L49 133H47L48 132ZM172 130L173 131L175 130V132H173L171 135L170 133L172 132ZM209 130H208V132H210ZM132 131H133V133H131ZM80 132L82 133L81 135H80ZM119 132H124V133H119ZM177 132L179 134H175ZM205 132H207V131H205ZM55 133H58V135L59 134H61V135L55 136ZM127 133H129V134H127ZM95 134H98V135H95ZM130 134H134V135L131 136ZM135 134H136V137H135ZM47 135H49L50 138H48ZM94 135L97 136V138ZM166 135H167V137H169V139L166 137ZM78 136L81 137L82 139L84 138V140L80 141L81 139ZM98 136L101 139L98 138ZM171 136H172V138H171ZM44 137H47L48 139H46ZM76 138L80 139V140L78 139L79 142ZM134 138H136L138 140H135ZM173 138H175V140H173ZM60 139L56 140L55 142H61V141H59ZM249 139H251V138H249ZM69 140H72V141L69 142ZM97 140H98V142H100V141L101 142L97 143L96 142ZM168 140H170V141H168ZM176 140H177L178 144H175ZM205 140H207V139H205ZM73 141H74V143H73ZM76 141H77V143H76ZM83 141L89 142V143L93 144V146L89 143H84ZM182 141L184 144H182ZM80 142H83L84 144H87V145L89 144L88 147L89 148L91 147V149L93 148L92 150L90 149L91 152H89L90 150H89V148H87L86 145H83L84 147L81 146L82 143L78 145V143H80ZM47 144H49V141ZM47 144L45 143V145H46L45 151L47 149L48 153L50 151H52L51 153H53V154L56 153L55 155L66 154L65 149H62L61 147L59 148V146L58 147L56 146V148H58V150L61 149L60 151H56L51 146H49L50 147V149H49ZM95 144H97V145H95ZM94 146H96L95 150L98 151V154L95 153L96 151H93ZM129 146H132V147H129ZM210 146H211V148H209ZM226 146H227V148H224ZM53 147H55V146H53ZM82 148H84V151ZM85 148L88 151H85ZM133 148H135V149H133ZM160 149H162V150H160ZM218 149H220V150H218ZM80 150H82L83 152ZM209 150H210V152H209ZM54 151H56V152L54 153ZM61 151H62V153H61ZM183 151H185V152H183ZM84 152H87V153L84 155ZM184 153H185V155H184ZM0 154L2 157L4 155V152H2L0 150ZM100 154H102L101 157H100ZM187 155H188V159H186ZM94 156H96V157L94 158ZM233 156H234V154H233ZM92 157H93V159H92ZM134 157H136L138 159H135ZM91 160H93V161H91ZM140 160H141V162H140ZM2 161L3 160L1 159V162ZM16 162H17V160L15 161L16 165H20V163L17 162L18 163L17 164ZM136 162H139V163H136ZM200 162H202V163H200ZM134 163H136L137 165ZM187 163L189 165H191V163H192L194 166L191 165V166L187 167ZM5 165H6V163H5ZM6 166H7L6 168L9 167V165H6ZM92 167H93V169H92ZM196 169H197V171H196ZM198 169H199V171H198ZM117 170L118 171L122 170L121 171L122 173L118 172ZM194 170L196 172H192ZM202 170L206 171V173H204V172L202 173ZM212 170L213 171L218 170V171H216V173H215ZM4 171H7V170L5 169ZM123 171L126 174V176L123 173ZM111 172H113L114 175L117 172L118 174L117 173L116 174L119 176L116 175V178H115V176ZM199 172L202 174V176H203V174H205L203 176L204 178L202 177V180L200 178L198 179L199 176L201 177V174H198ZM5 173H7L6 176L8 177V179L11 178L9 181L5 180L7 185H9V184L13 185V187L12 186L11 187L12 188L15 187V189L19 188V189H17V193L22 194L23 193L22 191H24L23 189H24V187L26 188V186L25 185L20 186V185H17L15 181L13 182L12 174L10 173V171H7ZM108 173H111L112 176H109ZM192 173L193 174L195 173L194 174L195 176H193ZM208 173H210V174H208ZM213 173L215 175H213ZM132 174H134L133 177H135V179L137 181L139 179V181H138L139 185H138L137 181L132 178ZM216 174L217 175L220 174L218 176V178L213 177V176H216ZM0 175H2V174H0ZM97 177H99V178H97ZM110 177H112V178H110ZM118 177L120 180L117 179ZM216 178L218 180H216ZM249 179L252 181H249ZM102 180H104V181L102 182ZM108 180H109V182H108ZM113 180H115L116 183H117V181H120L118 184H120V183L121 184L118 186L116 185V187H117L116 188L115 184H113L115 181L113 182ZM121 180H122V182L124 180L125 181L122 183ZM253 180L255 183L253 182ZM10 181H12V183ZM206 181H208L209 183ZM256 181H257V183H256ZM251 182H253L254 184ZM254 185H257V186H254ZM113 187H115V188H113ZM139 187H141V188H139ZM209 187H211V188H209ZM138 188H139V191H136V189H138ZM140 189H142L143 192ZM19 190H21V191H19ZM140 191H141V193H139ZM147 191H148V193H147ZM186 191H187V195H185ZM121 192H123V193H121ZM144 193H146L147 195H151V196L147 197V195L145 194L146 195V197H145L143 195ZM159 193H161V194L159 195ZM218 194H220V195H218ZM110 195H113V196H110ZM140 195L142 197L143 196L144 197L142 198ZM158 195L161 197V199H163L164 203L163 202H161V204L155 203L156 196L158 197ZM163 195H165V196H163ZM127 196H129L128 200H127V198H128ZM185 196H186V198H185ZM188 196L192 201L190 199H188ZM108 197L109 198L112 197V198H110L111 200L108 199ZM151 197H153V198H151ZM200 197L202 198V200ZM26 198H28L29 204L33 203L32 201H30L31 199L29 197H26ZM33 198H34V200L37 201V199H35V197H33ZM196 198H197V200H199L198 198H200L202 203L197 201ZM218 198L221 199L222 201L221 200L218 201ZM130 199L132 201H129ZM187 199H188V202H187ZM203 199L205 200V202L208 203L207 204L208 207H206V203L204 202ZM127 201L129 203L133 202V207L131 205L128 206L129 203L127 204L126 203ZM143 201H145V202L143 203ZM148 202L150 204H147ZM191 202H193V203L197 202V203L193 204ZM169 203H171V204H169ZM217 203H218V205H217ZM145 204H147V205H145ZM188 204L190 207L187 206ZM212 204H214V206H216V207H214ZM152 205H154V206L156 205L155 206L156 208L158 206L159 211L152 210V208L155 209V207L154 206L152 207ZM170 205H171V207H170ZM203 205H204V207H203ZM146 206H148V207L151 206L150 208L152 211L150 209H147L148 207H146ZM164 206L166 207V209H164L165 211L162 210L163 208H165ZM130 207H132L133 210ZM143 207H144L145 211L143 210ZM145 207H146V209H145ZM159 207H160V209H159ZM161 207H163V208H161ZM186 207H187L188 211L186 210ZM209 207H211V208H209ZM167 208H169L170 210ZM193 208H194V210H192ZM206 208H208V209L205 210ZM135 209H138L140 212H138ZM190 209H191V211H190ZM209 209L210 210L213 209V210L210 211ZM37 210H38V212H40V209L38 208V209H36V213H37ZM147 210H148V213L146 212ZM149 210H150L151 214H150ZM133 211H135V212H133ZM143 211L146 212L147 214L145 213V215H144ZM153 211H155L158 215L154 216L155 213ZM160 211H161V213H160ZM152 212L154 215H152ZM165 212L167 213V215ZM137 213H138V216H137ZM168 213H169V215H168ZM170 213L174 214L176 219H174V220H172L171 218H169L170 220L167 219L168 217H170ZM132 214L135 215V217ZM148 214H150V215L148 216ZM37 215L39 216V218H41L43 220V216L41 217L42 213L41 214L37 213ZM141 215H144V217ZM150 216L152 219L149 218ZM152 216H154V217H152ZM162 216H163V218H162ZM178 223H179V226H178ZM88 225H89V223H88ZM90 225L87 227V224H86L84 226V228L90 227L91 229H93L91 227L92 225L91 226ZM84 230L86 231V229H83V232H84ZM93 230H91V231H93ZM84 233L86 234V232H84ZM56 235H55L56 240L57 239H58V241L64 240L61 234H60L59 238H58L59 234L57 236ZM86 238H87V236H86ZM87 243H89V242H87ZM87 243L85 245L89 246L90 243L89 244H87ZM11 244H12V242H11ZM91 251H92L91 253L94 256L99 258L100 254H101L99 251H96L95 249H91ZM25 252H27V251H24V253ZM252 252L258 253V254L260 253L259 257L261 259L258 258V260H259L258 262L257 261L255 262V260L254 261L250 260L251 257H252V259H254L255 258L254 256H256ZM109 256H110V258H108ZM106 258H108L110 260L113 259L111 257V255H108V254L106 255ZM14 259L19 264H25L22 260H18L16 257H14ZM219 262H221L220 259H219ZM237 262H239V261H237ZM222 263H223V260H222ZM222 263H220V264H222ZM127 264H129V263H127ZM131 264H133V263H131Z\"/></svg>",
  "mask_w": 264,
  "mask_h": 264
},
{
  "label": "water",
  "instance_id": "water-1",
  "mask_svg": "<svg viewBox=\"0 0 264 264\" xmlns=\"http://www.w3.org/2000/svg\"><path fill=\"white\" fill-rule=\"evenodd\" d=\"M0 264H13L4 254V250L0 243Z\"/></svg>",
  "mask_w": 264,
  "mask_h": 264
}]
</instances>
